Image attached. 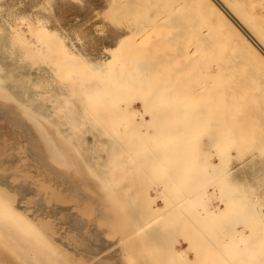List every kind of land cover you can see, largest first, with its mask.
<instances>
[{
  "label": "bare ground",
  "instance_id": "1",
  "mask_svg": "<svg viewBox=\"0 0 264 264\" xmlns=\"http://www.w3.org/2000/svg\"><path fill=\"white\" fill-rule=\"evenodd\" d=\"M209 1L244 62L264 67L262 33L235 3ZM126 4L133 20L148 0ZM5 11L0 120L40 176L8 172L13 142L0 127V264H264V185L240 189L221 151L252 157L264 122L251 124L253 91L247 102L227 80L231 58L208 61L207 34L183 47L170 29L153 34L170 26L156 17L142 27L148 48L125 53L117 40L93 58L44 14Z\"/></svg>",
  "mask_w": 264,
  "mask_h": 264
},
{
  "label": "rangeland",
  "instance_id": "2",
  "mask_svg": "<svg viewBox=\"0 0 264 264\" xmlns=\"http://www.w3.org/2000/svg\"><path fill=\"white\" fill-rule=\"evenodd\" d=\"M117 1L118 0H52L51 3L46 4L47 0H45V1L44 0H0V6H2L4 10L11 12V15L9 17L10 19L12 17H14L15 15H23V14H28L32 17H36V16L43 17L44 16V18H48V23L51 27L59 28L62 32H64L65 34H67L69 36V41H73L82 50H85L89 54H91V57H93V58H96L98 56H102L105 54H106V56H108V54L106 52H104V47L114 45L117 42V40L122 41V40L127 39L126 40L127 41L126 46H124L125 51H126L125 53H127V51L133 50L135 48H136V50L138 48L140 50H142L143 48L144 49L148 48V43L146 41L144 43L142 42L143 40L146 39L145 36H142V34L145 32V31H143L144 29L142 30V27L144 25H148L149 27H147V28H150L151 27L150 24H152V22L150 20L152 18H156V17L160 18L162 23L164 22L162 28L164 27V25L167 22L170 23L171 27L168 25V23L166 24V25H168V27L165 25L167 28H164V29H157V27L161 28V26L160 25L156 26L152 30L153 34H155L156 36L157 35L161 36V33H159V30L161 32L166 33V32H169L168 29H170V32L172 34H174V33L180 34V36L178 35L176 39L178 41H180L181 46H183V45L185 46L186 43L188 44V42L190 43L191 41L195 42L197 40L200 42L203 40V39H201L203 37L200 38L201 40L198 39L199 34H201V35L207 34L208 40L204 38L206 41L209 42V47H210V49H209L210 50V52H209L210 57L208 56L207 58L208 59L209 58L215 59V60L218 59V62L223 60L220 63L226 64V65L229 64V63H227L229 60H228V58L226 59V57H230L231 59H233V60H231L229 58L230 63L232 65L231 64L228 65V70L232 71L230 73L233 74V75H229L230 74L229 73L228 75L230 77H232L231 78L232 80L230 79V77H228L227 80L228 81H235V83H236L235 85L238 86L237 87L238 89L242 90V88H243L244 90H247V91H245L246 94L244 92L246 97L243 96L244 99L246 98L247 102H248V100H247L248 97L251 96V93L247 94V92L248 91L250 92L251 90L253 92L254 91L256 92V94L252 92L253 95L251 97H253V99L250 97L251 98L250 99L251 101L249 100L250 104L247 103L249 105V106L248 105L247 106L249 108L250 107L251 108L249 110L247 109L248 111L246 109L245 110L248 113L254 115L255 119H254V122L251 123L252 126H253V124L254 125L256 124V121H258L257 123H260V121L264 122V91H263L264 90V77H263L264 76V71H263L264 67H262L261 65L258 66V64H256L255 62H248L247 60L246 61L249 64L246 61L244 62L245 59H243L241 56L242 52H241V54L238 53V51L235 50L233 45L230 43V42H232V38L229 37L225 31L223 33L222 31H219L220 28L216 27L217 26L216 18L218 19V17L216 16V14H214V15L211 14L210 10L212 11V6H211V2L209 0H197V1H194V0H152L153 2L150 1L151 5L149 4L150 2L148 0V7H146V6L144 7V5H143V8H144L143 9L142 6H140V9L138 7L137 12L135 14H133L132 16H130V17H134L133 20H130L129 17H127V15L124 14L125 11H123V13L121 11L122 9L128 10V7L124 6V4H126V2L128 3V1H130V0H122L121 2H119V1L117 2ZM143 2L145 3V2H147V0H143ZM230 2L235 3L238 6V9L240 10L242 17H244L245 20L250 21L256 27L255 29H257V31L262 33V35L264 36V0H230ZM206 3H208V4H206ZM116 4L119 7L118 12L113 11V9L111 8V7H116L117 6ZM119 4H121V5L123 4V6L125 8H123V6H120ZM40 5L42 6L41 8H40ZM45 5H47V6H45ZM129 8H131L130 5H129ZM146 8H148V9H146ZM141 10H143V11H141ZM6 11L4 12V14H5L4 17L8 16ZM111 11H112V13H111ZM141 12H142V14H141ZM46 14L48 15L47 17H45ZM117 14H118V16H117ZM120 15L123 17H121ZM246 18H248V19H246ZM163 19L168 20V21H164ZM1 20H2V18H1ZM160 24H161V22H160ZM54 26H56V27H54ZM122 32H124V33L133 32V33H136L138 36H137V38H135V37H133V36L131 37L129 34H127V36H121L118 38V36L121 35ZM177 34H175V35H177ZM196 35H198V36H196ZM133 39H134V41L139 40L138 42H140L139 44H141V46L138 44V42L131 43L133 41ZM140 39L141 40L143 39V40L141 41ZM211 41L213 42L212 44H211ZM136 43H137V45L135 46L134 44H136ZM183 43H185V44H183ZM146 44H147V46H146ZM142 46H143V48H142ZM157 47L161 48L160 46H157ZM126 49H128V50H126ZM211 50H212V52H211ZM125 53H124V55H125ZM128 57L123 58V60H126V62H127L129 60ZM210 59L208 61H210ZM205 60H207V59H205ZM249 65H253V66H249ZM256 65L258 66L257 69L260 70L259 73L261 72L262 76L259 75V73L256 69ZM233 67H236V68H233ZM240 71H242V72H240ZM237 78H238V80H237ZM210 81H211V79H210ZM238 82L241 84H239ZM239 86H240V88H239ZM258 86H260V87H258ZM253 88H254V90H253ZM254 98L257 100H255ZM261 98H263V99H261ZM252 100H255V103L257 101L258 102L255 104L254 101H252ZM262 100H263V103H262ZM257 106H259V107H257ZM247 112H245V113H247ZM3 122L4 121L1 122V120H0V127H1L2 132L5 135L8 134L6 137H9V141H11L10 144H12V142H13V144L15 145V143L17 141H21V143L17 142L18 144L19 143L21 144V146L18 145L19 148L17 147V145H15L16 148L13 144L10 145L11 147L13 146L11 149L13 156H9V157H11V159L6 157L9 160V162L12 163L8 172H13L14 170H18V169H23V167H24V169L28 168L27 171L31 170L32 168L37 169L38 166L35 168L33 167V166H35V165H33L34 164L33 160L32 161H31V159L28 160L29 156H27V155H29V154H28V151L26 149L27 148L26 147V141L22 138V136L20 137V135H19V137L17 135V139H16L15 136L12 135V133H11L12 129L9 128L8 126L7 127L4 126L5 123H3ZM256 126H257V124H256ZM256 126H254V128H253L254 130L256 128L258 129V127H256ZM7 128L10 129V132L5 131ZM260 134L258 135V140H259V138H262V139L260 141H257L259 143V145L257 144V142L254 144L261 146V147L254 149V151H256L253 153L254 157L252 156V157H249L248 159H244V160H243V157L236 159L237 153H239V154H237L239 156H244V155H246L245 153H247L249 149L239 150L236 148L232 149V148L227 147V148H224L221 150L222 153L224 154V167L227 166V168H230L231 171L233 168V171L231 172L230 176H233L232 178L234 180L241 183L240 189L243 188V190H246V191L248 190L247 192H249L251 194L255 193V192L256 193L260 192L259 190L264 187V186L262 187V185H264V131L261 132ZM86 136H88V138L91 139V136L89 134H87ZM10 138H11V140H10ZM12 138H15L17 141L15 139H12ZM14 141H15V143H14ZM23 141L25 144L23 143ZM16 151H17V153H16ZM241 151L244 155L243 154L240 155ZM255 153H257V154H255ZM19 155H21V157H18ZM19 158L21 160H19ZM24 159H25V161H24ZM214 159L217 161L218 156H215ZM17 161H18V163L15 164ZM30 161L33 163L32 166H30L31 165ZM25 162H26V164H30V165H28V167H27ZM28 162H30V163H28ZM24 165H26V166H24ZM29 172H32L33 174L35 173L34 175L40 176V174H38V170H35V172H34V170L29 171ZM33 174L30 173L29 175L32 176ZM242 181H243V183H242ZM246 185L248 186V189H244V187ZM252 185H254V186H252ZM255 185H256V187H255ZM257 185H258L259 189L257 188ZM69 217H70V215H69ZM62 219L65 222H67L69 220L65 217H62ZM184 245H185V243L183 242L181 244L180 248H183Z\"/></svg>",
  "mask_w": 264,
  "mask_h": 264
}]
</instances>
